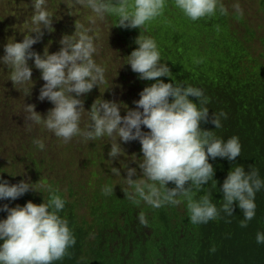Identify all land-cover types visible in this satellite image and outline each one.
<instances>
[{"label": "clouds", "instance_id": "9594fccd", "mask_svg": "<svg viewBox=\"0 0 264 264\" xmlns=\"http://www.w3.org/2000/svg\"><path fill=\"white\" fill-rule=\"evenodd\" d=\"M228 1H2L0 264H76L67 212L75 209L76 225L82 219L94 224L89 199L100 203L109 194L107 200L133 208L138 222L137 231L124 216L113 218L114 245L138 236L139 244L160 241L168 219L154 210L162 208L171 228L193 230L201 247L218 244V256L184 264H254L247 254L238 258L241 229L256 216L264 180L237 162L244 141L264 149V11L218 16L214 24L209 19L227 15ZM166 8L171 15L159 19ZM233 10L242 15L238 4ZM27 90H38L37 109L28 108ZM208 95L230 106L243 138L212 133L227 115L208 110ZM30 119L43 121L46 138H24ZM75 142L91 157L85 167L92 172L96 157L120 181L97 172L88 177L74 166L57 172L60 160L48 145ZM73 151L65 152V164L77 158ZM138 169L144 179L133 180ZM218 182L223 197L217 205L201 191ZM234 202L243 214L239 224L227 221ZM94 239L90 232L84 252ZM255 242L264 245V232ZM224 243L232 253L220 259ZM177 244L191 249L185 235Z\"/></svg>", "mask_w": 264, "mask_h": 264}, {"label": "trees", "instance_id": "16d2710c", "mask_svg": "<svg viewBox=\"0 0 264 264\" xmlns=\"http://www.w3.org/2000/svg\"><path fill=\"white\" fill-rule=\"evenodd\" d=\"M208 110L213 114H219L224 112L227 115V119H221V128L215 129L212 125V133L216 137L227 138L230 135L235 134L239 139L243 138V133L241 128L238 127L235 131V126L233 122V117L231 116L232 110L230 106L220 101L216 96L208 95L206 97ZM252 120L248 122L249 125H252ZM244 153L240 154L238 164H241L245 172L251 170V167L255 170H258L259 176L264 180V149L257 150L255 146H251L249 141L243 142ZM252 152V155H248ZM219 183V185H218ZM210 184L208 189L201 191L202 193L211 194V198L218 205L222 200V184L220 182ZM89 182H86L81 186L84 191H87L89 188ZM33 198H39L35 193L30 194ZM96 196L100 197L97 193ZM86 201L87 194L83 196ZM105 198L109 199L111 194L105 195ZM103 200L100 203H96L95 198L89 199L90 207L97 212V219L94 224H87L85 220L82 219V225H76V215L75 209H71L67 212L69 225L73 228L74 234L76 236V244L73 247L75 252L76 264H122L126 262L129 264L133 261L134 258H137L142 264H184L190 260L200 258L202 255H215L218 256V244L207 247H201L197 243L196 233L193 230H187L185 225H180L171 228L170 224V215H168L162 208L154 210V216L160 217L165 220L163 229L160 235H163V238L160 241H150L142 242L140 236L132 239H126L125 243L119 242L118 244H113L114 238V229L110 225V221L113 218H118V216H124L126 225L129 227H134L138 231V222L133 217V208L121 203H117L113 200ZM110 201V205H109ZM256 204V216L255 218L248 222L246 228L241 230L244 233V240L242 242L241 248L243 250L242 256H239V260H243L245 255L249 256L250 262L254 264H264V245H257L255 242V236L258 231L264 232V192H258L255 198ZM136 206V205H134ZM137 207V206H136ZM176 215V214H175ZM243 214L237 204H233V214L229 222H234L239 224ZM96 226V227H94ZM115 228V227H114ZM188 231V232H187ZM90 232H94L95 239L90 246L91 249L89 252H84V244ZM145 233L142 235L144 237ZM185 235L188 241L191 244L190 251L182 249L177 241L179 237ZM127 237H134L133 233H125ZM215 249V251H211ZM232 253V248L227 247L224 243L222 256L220 259H224ZM228 264V263H222ZM230 264V263H229ZM231 264H237L236 260H232Z\"/></svg>", "mask_w": 264, "mask_h": 264}, {"label": "rangeland", "instance_id": "374dc122", "mask_svg": "<svg viewBox=\"0 0 264 264\" xmlns=\"http://www.w3.org/2000/svg\"><path fill=\"white\" fill-rule=\"evenodd\" d=\"M2 1H4V0H0V7H1V5H3ZM237 4L239 5V7L241 9L242 15L236 14L233 10V6L237 5ZM223 6L227 9V11H230L233 14L232 16L237 17L239 19H241V17L250 18V15L256 16L257 13L259 14V13H262L264 11V9L261 6V2L255 1V0H229ZM165 12H169L171 15V10L169 8H166L164 11V14L161 17H159V19L166 16ZM235 24H237V22ZM48 45H51V44H48ZM255 45H259V41H256ZM26 94H28V104H27L28 108L30 106H32L33 110L37 109V107L35 108L33 103L37 102L39 104V100H38V96H37L38 90H29V93L27 90ZM23 106H24V101H23ZM38 106H40V105H38ZM31 114L33 115V113H31ZM35 114L38 115L37 113H35ZM46 132L47 131L44 128L43 121L40 124H36L30 119L29 124L27 125V131L25 132L24 138L28 139V136H32V137H36V138H43L45 136V138H46ZM77 145H82V144L75 142V143H63L62 145H57V146H55V144H53V143H50L48 145L50 150L52 152H54L56 154L57 158L60 160L59 166L56 169L57 172L63 173L62 166H64V165L66 166L67 169H69L71 166H74V167H71L72 170H74L76 167L82 168V174L88 175V177H90L93 172H97L98 175L106 174L111 179H115L117 181H120L121 178L116 179V178L112 177L106 171V168L101 164V162L96 157H95L94 165L91 168V169H93L92 172L90 171V168L85 167V163L88 162L91 157H90V155H88L84 152H81V149H79V148L76 149ZM71 147L74 148L73 152L75 154V157H77V158L72 163L65 164V162L63 160L64 154H66L65 152L69 153V149ZM0 151L5 152L1 143H0ZM131 166H132V168L135 167L134 165H131ZM131 178L133 180L138 179V181L144 179L142 177V171L139 169L136 170V175L132 176ZM83 204L84 203L82 202V205ZM87 213H88V211H86V214Z\"/></svg>", "mask_w": 264, "mask_h": 264}, {"label": "bare ground", "instance_id": "6f19581e", "mask_svg": "<svg viewBox=\"0 0 264 264\" xmlns=\"http://www.w3.org/2000/svg\"><path fill=\"white\" fill-rule=\"evenodd\" d=\"M261 6H262V8L264 9V2H261ZM227 13H228L227 15H220L219 13H217L216 16L210 18L209 20H212L214 24H218V16H219L220 18H227L228 16H232V15H233L230 11H227ZM165 15H166V17H167V16H170V13H169V12H165ZM242 18H243V17H241V19H242Z\"/></svg>", "mask_w": 264, "mask_h": 264}]
</instances>
